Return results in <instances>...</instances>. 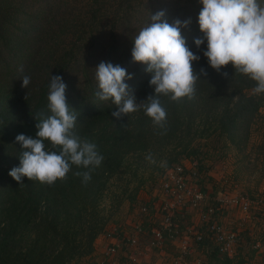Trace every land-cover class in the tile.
Wrapping results in <instances>:
<instances>
[{
    "label": "trees",
    "instance_id": "obj_1",
    "mask_svg": "<svg viewBox=\"0 0 264 264\" xmlns=\"http://www.w3.org/2000/svg\"><path fill=\"white\" fill-rule=\"evenodd\" d=\"M202 7L200 0H0V264H70L90 255L106 220L99 208L102 190L126 155L151 158V168L161 175L204 154L211 137L215 143L223 141L221 148L231 146L239 153L248 146L250 125L259 109L264 111V93L245 92L254 90L256 82L231 63L221 69L228 77L208 64L206 43L199 49L194 44L203 35L198 24ZM160 10L169 23L190 19L181 34L200 56L194 70L203 67L207 75L196 81L192 98L159 97L167 111L162 127L142 107L116 119L111 100L96 96L95 68L101 61L125 68L131 74L125 80L130 94L147 103L142 100L153 92L151 73L145 64L133 62L131 49L139 31L152 22L150 16ZM23 75L31 77L25 89ZM50 75H60L66 83L78 134L95 143L104 159L90 169L73 165L66 179L51 185L27 177L20 184L9 175L19 166L15 137H35L40 114H50ZM250 148L258 150L256 161L259 157L264 171V138ZM84 171H90L87 182L75 175ZM208 242L202 239L196 245ZM206 253L228 264L214 246Z\"/></svg>",
    "mask_w": 264,
    "mask_h": 264
},
{
    "label": "clouds",
    "instance_id": "obj_2",
    "mask_svg": "<svg viewBox=\"0 0 264 264\" xmlns=\"http://www.w3.org/2000/svg\"><path fill=\"white\" fill-rule=\"evenodd\" d=\"M203 7L198 14L200 37L194 38L199 49L206 43L203 55L208 64L224 77L221 69L231 63L239 73L256 82L255 93H264V5L260 0H200ZM152 21L143 27L134 38L131 49L133 62L146 65L151 73L149 85L152 94L147 103L137 102L130 94L126 79L131 74L119 64L101 61L95 68L98 84L96 96L100 100H111L115 110L111 115L116 119L143 108L145 114L161 127L167 119V111L160 96H169L176 101L184 97L192 98L196 81L206 70L199 72L193 62L200 56L187 46L181 29L187 27L190 19H174L171 23L163 10L150 16ZM22 71V69H21ZM21 88H27L31 77L23 75ZM67 85L60 75H50L48 85V115L40 114L35 127V137L17 134L20 144L19 166L13 167L9 175L19 182L23 177L53 184L64 180L73 165L84 169L98 167L104 157L97 145L82 139L76 129L77 113L67 101ZM47 141V143H46ZM84 182L91 179L90 171L76 172Z\"/></svg>",
    "mask_w": 264,
    "mask_h": 264
},
{
    "label": "rangeland",
    "instance_id": "obj_3",
    "mask_svg": "<svg viewBox=\"0 0 264 264\" xmlns=\"http://www.w3.org/2000/svg\"><path fill=\"white\" fill-rule=\"evenodd\" d=\"M245 92L250 94L254 90L248 89ZM258 112L256 119L250 125L248 146L244 151L236 152L231 146L221 148L220 145L222 146L223 141L220 139L218 143H215V137H211L205 147L206 152L204 154L199 153L189 160L196 162L197 168H194V170L197 171L199 178L200 176L208 178V180L204 179L207 183L206 192L209 191L207 192L208 196L215 191H220L229 197L251 198L250 200L253 202L249 206V216L245 217L243 223L240 220L234 223L239 228L244 226L243 234L251 232V235L249 234L251 239L262 241L264 239V171L260 170L259 157L256 161L258 150L250 148L251 144L256 146L264 138L261 135L262 126L260 125L264 124V111L259 109ZM212 145H216V148L212 149ZM156 165L160 166L161 162ZM151 166L152 159L145 155L129 154L124 156L116 171L108 176L99 199V208L106 220L103 229L94 240L93 251L90 255L70 264L136 263V257L139 255V239L144 235L147 237L149 235L148 228L156 225L157 201L153 200L152 194H154V188L160 182L161 175L158 170L151 168ZM210 191L212 192L210 193ZM129 198L131 199L129 200ZM222 212L221 222L223 224H228V221L231 222L229 219L233 218L231 216L232 208L222 209ZM189 220L187 219V224L192 222L197 224L198 222L196 217V221L192 219V222H190ZM134 225H142L143 231L136 235L137 246L130 249L129 254H126L117 236H125L126 233H131ZM99 241L102 243L98 244ZM113 242L118 243L121 248L116 255L109 259V257H105L104 252L106 247ZM203 247L209 248L211 243L208 242ZM258 253L264 254L263 249ZM129 255L134 258V261H130ZM204 255L208 257L209 262L213 261L210 264H214L216 260L210 257V253Z\"/></svg>",
    "mask_w": 264,
    "mask_h": 264
},
{
    "label": "built area",
    "instance_id": "obj_4",
    "mask_svg": "<svg viewBox=\"0 0 264 264\" xmlns=\"http://www.w3.org/2000/svg\"><path fill=\"white\" fill-rule=\"evenodd\" d=\"M201 179L197 171L189 170L179 163L166 168L161 174L160 182L154 188L153 200L157 201L158 210L156 225L147 231L158 243H174L176 248L174 260L182 264H187V257L193 252L196 243L202 239H207L220 253H227L233 246L238 245L240 235L221 222L222 209L237 206L245 214L253 202L242 196L229 197L220 191L215 197H209L202 188ZM193 210L197 212L196 230H192L185 222ZM140 231H143V226L134 225L131 233L117 236L127 254L131 252L130 249L137 246L136 235ZM121 246L115 242L109 244L104 252L105 257L110 259L116 255ZM249 246L253 248L256 245L245 243L243 248ZM128 258L134 261L131 255Z\"/></svg>",
    "mask_w": 264,
    "mask_h": 264
},
{
    "label": "crops",
    "instance_id": "obj_5",
    "mask_svg": "<svg viewBox=\"0 0 264 264\" xmlns=\"http://www.w3.org/2000/svg\"><path fill=\"white\" fill-rule=\"evenodd\" d=\"M181 164L189 169L194 170V168H197L196 162L193 160L185 159L181 161ZM196 165V166H195ZM204 179H207L206 177H202L201 179V185L203 190L206 192L207 183L204 181ZM209 192V191H207ZM206 192V193H207ZM212 191H210L211 193ZM155 193V191H154ZM220 193L219 191H215L213 194L209 195L210 197H215ZM154 195V194H152ZM232 208V215L233 218L229 219L227 217V220L229 219L231 222H227L228 224H225L227 228L233 229L236 233H238L241 237L240 243L238 245L233 246V248L228 251L227 253H223L226 258L228 259V264H264V254L258 253L263 249L264 251V239L262 241L251 239V232L248 234L244 233V226L242 228H239L237 224L234 222L240 220L242 223L245 221V219L249 216V213H243L241 212L237 206H230ZM237 208V209H236ZM225 210H228L225 209ZM234 212V215H233ZM195 217L197 218V212L195 210L191 211L189 216L186 217V223L187 219H190L189 221L192 222V219L195 220ZM226 217V216H225ZM246 217V218H245ZM226 221V220H225ZM247 221V220H246ZM193 223V222H192ZM189 223V227L192 230L197 229V224L195 223ZM226 223V222H225ZM231 224V225H230ZM155 225V224H154ZM240 229V230H239ZM250 234V235H249ZM189 235V234H188ZM190 236V235H189ZM190 240V238H189ZM138 241V240H137ZM191 241V240H190ZM102 243L99 241L98 244ZM176 243V241H175ZM245 243H254L256 246L251 248V244H249V247L243 248V245ZM138 251L139 255L136 257L137 261L135 264H182L178 263L174 260V257L176 255V248L174 246V243H158L156 238L154 236H151L150 233L146 237L144 235L141 239H139L138 242ZM168 247V248H167ZM193 252L187 257V264H210L213 261H208V257L204 255L208 248L203 246H194ZM171 249V250H169ZM172 251V252H171ZM205 252V253H204ZM128 252H126L127 254ZM175 253V254H173ZM245 253V254H244ZM262 254V255H261ZM124 255V253H123ZM208 259V260H207ZM166 260H169L168 262ZM214 264H219L217 261L214 262Z\"/></svg>",
    "mask_w": 264,
    "mask_h": 264
}]
</instances>
